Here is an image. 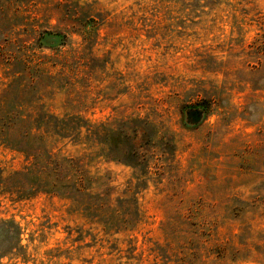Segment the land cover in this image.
Masks as SVG:
<instances>
[{"label": "rangeland", "instance_id": "obj_1", "mask_svg": "<svg viewBox=\"0 0 264 264\" xmlns=\"http://www.w3.org/2000/svg\"><path fill=\"white\" fill-rule=\"evenodd\" d=\"M0 264H264V0H0Z\"/></svg>", "mask_w": 264, "mask_h": 264}, {"label": "trees", "instance_id": "obj_2", "mask_svg": "<svg viewBox=\"0 0 264 264\" xmlns=\"http://www.w3.org/2000/svg\"><path fill=\"white\" fill-rule=\"evenodd\" d=\"M59 37L57 35H53L47 33L44 36V42L48 43V45H53L56 41H58ZM72 120V121H70ZM75 121H80L76 119V117H71L70 119H57L52 116H47V119H43V125L47 132L53 134L59 138L66 139L71 136L79 135L81 132L82 126L79 123H74ZM137 128H141L140 125H137ZM117 147L120 148V152L123 155L124 161L129 163V165H136L139 156V145L138 143H134L128 135H125V139L122 136L116 140Z\"/></svg>", "mask_w": 264, "mask_h": 264}, {"label": "water", "instance_id": "obj_3", "mask_svg": "<svg viewBox=\"0 0 264 264\" xmlns=\"http://www.w3.org/2000/svg\"><path fill=\"white\" fill-rule=\"evenodd\" d=\"M189 119H191L194 123L200 122L202 118V112L200 110H191L188 114Z\"/></svg>", "mask_w": 264, "mask_h": 264}]
</instances>
